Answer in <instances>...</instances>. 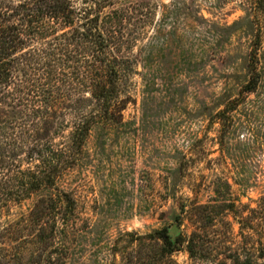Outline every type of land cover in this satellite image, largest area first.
Listing matches in <instances>:
<instances>
[{
    "label": "rangeland",
    "instance_id": "374dc122",
    "mask_svg": "<svg viewBox=\"0 0 264 264\" xmlns=\"http://www.w3.org/2000/svg\"><path fill=\"white\" fill-rule=\"evenodd\" d=\"M71 1L81 10L96 2ZM106 1L112 5L103 4L101 15L145 5L142 23L130 27L142 37L121 54L132 61V101L122 124L94 128L83 156L58 183L78 205L70 256L61 264H111L124 234L164 227L183 238L176 262L192 264L187 213L216 197L218 179L242 204L256 207L264 197V17L246 0ZM256 44L260 83L243 94ZM15 115L2 107L0 122ZM44 194L0 213L1 254L9 264H18L24 246L1 235Z\"/></svg>",
    "mask_w": 264,
    "mask_h": 264
},
{
    "label": "trees",
    "instance_id": "16d2710c",
    "mask_svg": "<svg viewBox=\"0 0 264 264\" xmlns=\"http://www.w3.org/2000/svg\"><path fill=\"white\" fill-rule=\"evenodd\" d=\"M246 1L256 17H264V0ZM93 4L81 10L71 0L0 1V113L2 107L16 112L0 122V213L45 192L1 235L24 246L18 264L68 260L78 205L58 183L83 156L94 128L122 124L132 101V61L121 54L142 37L130 27L142 23L145 5L101 15L111 2ZM258 47L243 94L260 83ZM215 185L216 197L187 213L194 228L185 241L190 261L264 264V197L252 207L233 198L228 181ZM181 247L183 238H173L167 227L146 235L128 232L116 241L111 264H178L174 254ZM2 251L0 264H9Z\"/></svg>",
    "mask_w": 264,
    "mask_h": 264
},
{
    "label": "water",
    "instance_id": "95a60500",
    "mask_svg": "<svg viewBox=\"0 0 264 264\" xmlns=\"http://www.w3.org/2000/svg\"><path fill=\"white\" fill-rule=\"evenodd\" d=\"M178 232H179L178 227L175 226V227L172 228V233H173V234L176 235V234H178Z\"/></svg>",
    "mask_w": 264,
    "mask_h": 264
}]
</instances>
